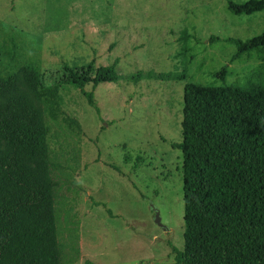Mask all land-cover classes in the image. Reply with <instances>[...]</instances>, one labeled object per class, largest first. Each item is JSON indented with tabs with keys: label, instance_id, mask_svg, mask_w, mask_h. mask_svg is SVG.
I'll list each match as a JSON object with an SVG mask.
<instances>
[{
	"label": "rangeland",
	"instance_id": "1",
	"mask_svg": "<svg viewBox=\"0 0 264 264\" xmlns=\"http://www.w3.org/2000/svg\"><path fill=\"white\" fill-rule=\"evenodd\" d=\"M257 1L0 0V71L33 68L60 99L44 121L62 264L77 263L79 236L92 264H172L183 250V88L264 82V10L238 13ZM236 41L253 48L232 60ZM88 66L116 75L93 91L98 112L66 79Z\"/></svg>",
	"mask_w": 264,
	"mask_h": 264
},
{
	"label": "trees",
	"instance_id": "2",
	"mask_svg": "<svg viewBox=\"0 0 264 264\" xmlns=\"http://www.w3.org/2000/svg\"><path fill=\"white\" fill-rule=\"evenodd\" d=\"M263 10L264 0L237 9ZM236 44L232 60L253 48ZM82 69H69L67 82L96 108L94 89L114 81L115 72ZM59 105L57 89L35 69L21 77L0 71V264H62L44 121V111L54 120ZM175 147L182 155L184 247L171 249L174 264H264V82L186 84Z\"/></svg>",
	"mask_w": 264,
	"mask_h": 264
},
{
	"label": "crops",
	"instance_id": "3",
	"mask_svg": "<svg viewBox=\"0 0 264 264\" xmlns=\"http://www.w3.org/2000/svg\"><path fill=\"white\" fill-rule=\"evenodd\" d=\"M158 238L159 237L156 234H148L147 235V240H148L147 247L151 246V245H154L155 241ZM91 248H92L91 244L87 240H85L81 236H79L78 242H77V246H76V250H77V253H78V258H77L78 260H77L76 264H79V263L82 264V262H85L86 264H92V261H91L92 258L90 257V255L88 253V251H91ZM171 258L172 257H170V256L166 257V259L168 260V262H166V264H171V260H172ZM149 259L151 261L150 262L151 264H155L156 263V262H154L156 260V258L153 255L150 256ZM94 263L95 264H104V263H102L100 261H96ZM121 264H129V263L128 262H123ZM172 264H174V261L172 262Z\"/></svg>",
	"mask_w": 264,
	"mask_h": 264
},
{
	"label": "water",
	"instance_id": "4",
	"mask_svg": "<svg viewBox=\"0 0 264 264\" xmlns=\"http://www.w3.org/2000/svg\"><path fill=\"white\" fill-rule=\"evenodd\" d=\"M154 222L156 225H158L161 229H163L164 231H167V229L160 223V217L158 215V212L155 211L154 213Z\"/></svg>",
	"mask_w": 264,
	"mask_h": 264
}]
</instances>
